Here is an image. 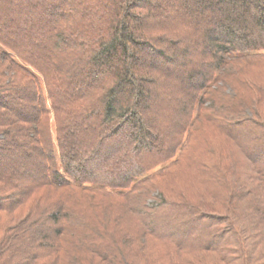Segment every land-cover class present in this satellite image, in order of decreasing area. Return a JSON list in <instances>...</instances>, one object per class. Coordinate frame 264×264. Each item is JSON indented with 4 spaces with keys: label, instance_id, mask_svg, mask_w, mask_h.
Here are the masks:
<instances>
[{
    "label": "trees",
    "instance_id": "obj_1",
    "mask_svg": "<svg viewBox=\"0 0 264 264\" xmlns=\"http://www.w3.org/2000/svg\"><path fill=\"white\" fill-rule=\"evenodd\" d=\"M0 264H264V0H0Z\"/></svg>",
    "mask_w": 264,
    "mask_h": 264
},
{
    "label": "rangeland",
    "instance_id": "obj_2",
    "mask_svg": "<svg viewBox=\"0 0 264 264\" xmlns=\"http://www.w3.org/2000/svg\"><path fill=\"white\" fill-rule=\"evenodd\" d=\"M203 144H205V142L204 143H202V141L200 142V144H199V148H201V145L203 146ZM186 166V165H185ZM187 167V166H186ZM62 169V168H61ZM179 170H180V175L179 176H177V177H174V178H168V182H165L164 184H168L167 185V187H171L172 188V190L174 189V191L176 192V193H179V191H180V189H182V185H186L187 184V182H189V179L191 178V176H190V173H188L187 171L185 172V169H184V166H181L180 168H179ZM188 170H190V168L188 169ZM188 177H190V178H188ZM192 180H193V178H191ZM190 179V180H191ZM191 182V181H190ZM152 201V199L151 198H149V202H151ZM155 242V241H154ZM156 243H158V242H156ZM159 244V243H158ZM159 247H160V249L161 250H165L164 249V245L163 246H161V244H159Z\"/></svg>",
    "mask_w": 264,
    "mask_h": 264
}]
</instances>
